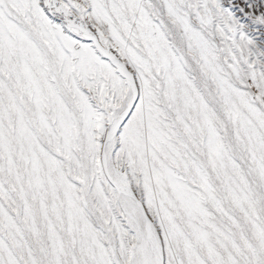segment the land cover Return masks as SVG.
<instances>
[{
	"label": "snow or ice",
	"instance_id": "6c2138e0",
	"mask_svg": "<svg viewBox=\"0 0 264 264\" xmlns=\"http://www.w3.org/2000/svg\"><path fill=\"white\" fill-rule=\"evenodd\" d=\"M0 264H264V0H0Z\"/></svg>",
	"mask_w": 264,
	"mask_h": 264
}]
</instances>
